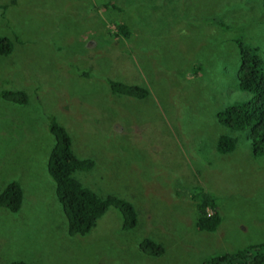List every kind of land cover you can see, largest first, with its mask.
I'll return each mask as SVG.
<instances>
[{
  "label": "rangeland",
  "instance_id": "rangeland-1",
  "mask_svg": "<svg viewBox=\"0 0 264 264\" xmlns=\"http://www.w3.org/2000/svg\"><path fill=\"white\" fill-rule=\"evenodd\" d=\"M12 1L0 0L10 5L0 34L14 44L0 56V91L24 90L29 102L0 97V191L11 181L24 191L18 212L0 209V264H202L264 243V154L217 117L253 97L238 87L236 40L264 45V0ZM108 80L151 94L114 95ZM51 115L97 163L76 176L130 201L134 229L112 207L86 236L69 235L47 170ZM222 135L234 151L217 150ZM204 194L222 216L215 232L197 226ZM146 238L165 254L142 251Z\"/></svg>",
  "mask_w": 264,
  "mask_h": 264
},
{
  "label": "trees",
  "instance_id": "trees-1",
  "mask_svg": "<svg viewBox=\"0 0 264 264\" xmlns=\"http://www.w3.org/2000/svg\"><path fill=\"white\" fill-rule=\"evenodd\" d=\"M15 2L16 0H13L12 4ZM9 6L5 4L0 8L5 11ZM104 6L109 7L111 4ZM118 27L117 36L130 35L127 25L121 24ZM236 42L240 52L238 87L242 92L250 93L253 97L249 101L236 103L220 111L217 117L219 122L228 128L248 131L255 155L261 156L264 154V45L255 41L245 43L241 38ZM13 50L12 39L0 34V56L10 55ZM108 83L114 95L145 99L151 94L147 87L140 85L115 80H108ZM0 97L19 105L29 102V95L24 90H2ZM49 129L55 137V145L48 159L47 170L56 184V196L68 220L69 235L86 236L112 207L122 214L123 229H134L138 224V212L135 206L130 201L114 195L101 196L83 184L76 174L91 171L96 166V161L89 157H79L75 153L73 137L54 115L50 116ZM236 143V138L222 135L218 139L217 150L222 154L230 153L235 150ZM23 200L24 191L17 181L9 182L0 191V209L18 212ZM198 210V229L207 232L217 231L222 216L215 198L204 194L198 200ZM141 249L154 257H160L166 252L165 246L152 238L144 239ZM8 264L29 263L24 260H12ZM202 264H264V243L255 244L234 253H225Z\"/></svg>",
  "mask_w": 264,
  "mask_h": 264
}]
</instances>
